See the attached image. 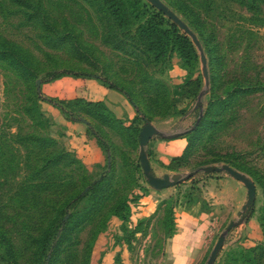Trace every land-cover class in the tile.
Instances as JSON below:
<instances>
[{
    "label": "rangeland",
    "instance_id": "374dc122",
    "mask_svg": "<svg viewBox=\"0 0 264 264\" xmlns=\"http://www.w3.org/2000/svg\"><path fill=\"white\" fill-rule=\"evenodd\" d=\"M161 1L200 51L146 0H0V264H101L109 253L114 264H162L181 212L207 216L199 264H264V254L239 255L264 244V0L254 8L251 0ZM146 26L161 33L148 38ZM62 77L116 88L134 116L118 118L104 102L43 99L41 85ZM43 101L90 122L104 162L67 151ZM145 120L164 143L185 140L170 159L146 147L151 172L179 180L163 192L139 164ZM61 151L66 158L55 157ZM222 165L253 182V206L243 209L241 182L203 171ZM221 176L238 182L243 198L228 189L229 208L216 213L211 181ZM144 198L153 213L139 217Z\"/></svg>",
    "mask_w": 264,
    "mask_h": 264
},
{
    "label": "crops",
    "instance_id": "0c3cea01",
    "mask_svg": "<svg viewBox=\"0 0 264 264\" xmlns=\"http://www.w3.org/2000/svg\"><path fill=\"white\" fill-rule=\"evenodd\" d=\"M43 99L58 102H72L76 100L89 102H104L118 118L130 120L134 116L132 106L121 93L104 86L100 81L62 77L48 83H43L40 88ZM43 110L50 121V131L63 147L72 152L77 158L88 165L104 162L105 155L98 145L94 132L89 131L87 120L80 118L71 121L60 109L43 101ZM159 135V134H158ZM158 135L149 142L148 148L161 159H170L180 154L185 147V140L177 138L167 143L159 140ZM149 164L153 169L152 162ZM157 176L156 173H153ZM217 188L210 193L209 200L217 213L223 207L229 208L230 193L234 189V200L242 202L243 188L234 180H224L222 176L211 181ZM168 189V188H167ZM164 189L161 192L167 190ZM212 198V199H211ZM144 206L140 208L139 217L149 216L153 213L154 204L150 198H144ZM231 210V209H230ZM207 216L177 213L175 219V233L164 243V257L162 264H199L207 252L206 229H208ZM111 253L107 254L101 264H114Z\"/></svg>",
    "mask_w": 264,
    "mask_h": 264
},
{
    "label": "water",
    "instance_id": "95a60500",
    "mask_svg": "<svg viewBox=\"0 0 264 264\" xmlns=\"http://www.w3.org/2000/svg\"><path fill=\"white\" fill-rule=\"evenodd\" d=\"M150 5H152L158 12L163 14L168 18L173 24H175L180 30H182L192 41L194 46L200 51L201 46L196 38V36L191 32V30L186 26V24L175 14L173 13L161 0H146ZM200 61L202 64V72L205 79H207V70H206V58L203 54L200 55ZM157 135L156 129L150 124L149 121L145 120L143 127L141 128L138 136L139 152L138 159L143 176L146 179L149 187L155 191H162L164 189L173 187L179 183L177 178H171L168 175H163L162 177H156L151 172V167L148 161L146 154V147L153 137ZM206 173H221L225 172L229 174L236 181L241 182L247 190V205L243 208L246 209L248 206H253L255 201V186L251 180H249L243 174L233 170L227 165H222L219 167H209L203 169ZM223 239L220 238L215 246V249L211 255V260L215 257L216 252L220 248ZM210 260V261H211ZM211 264V262H209Z\"/></svg>",
    "mask_w": 264,
    "mask_h": 264
},
{
    "label": "trees",
    "instance_id": "16d2710c",
    "mask_svg": "<svg viewBox=\"0 0 264 264\" xmlns=\"http://www.w3.org/2000/svg\"><path fill=\"white\" fill-rule=\"evenodd\" d=\"M258 0H251V5L250 8H254V4L257 2ZM167 6V5H166ZM168 7V6H167ZM169 8V7H168ZM173 8L174 10L175 9H179V11H181L180 9L183 10L182 6H179L178 4H173ZM170 9V8H169ZM171 10V9H170ZM173 13H175L173 10H171ZM160 16H162L163 14L159 13ZM187 26V25H186ZM189 28V27H188ZM161 33V30L159 29H153L151 27H148L146 26L144 28V34L148 37V38H151L153 35H157V33ZM194 32V31H192ZM179 36V35H178ZM179 39H181L183 42L185 43H190V39L185 35V34H182V36H179ZM23 70H25L24 68H21ZM22 70V71H23ZM26 76V75H25ZM57 79V78H54V80ZM31 80V79H29ZM110 89H113V90H117L116 88L114 87H111L110 86ZM118 91V90H117ZM120 92V91H119ZM74 103L78 102V103H81V102H85L87 105H95V104H99L100 102H89V101H82V100H76V101H73ZM49 145H54L53 141L50 140V143ZM56 158H66V153L64 151H61L58 155L55 156ZM53 157V158H55ZM53 158L51 159V161L49 162H56L58 159H56V161H53ZM258 253H261V254H264V244H262L261 246H258L256 248H252L250 250H247L245 253H242L240 252L239 255L240 256H244V257H247L249 258L250 256L252 255H255V254H258ZM243 261V260H242ZM244 261H249L248 259L244 260ZM233 264H238L239 260H237L236 258L233 260Z\"/></svg>",
    "mask_w": 264,
    "mask_h": 264
}]
</instances>
